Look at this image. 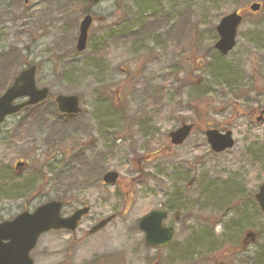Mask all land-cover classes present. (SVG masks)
Returning <instances> with one entry per match:
<instances>
[{"label": "rangeland", "instance_id": "rangeland-1", "mask_svg": "<svg viewBox=\"0 0 264 264\" xmlns=\"http://www.w3.org/2000/svg\"><path fill=\"white\" fill-rule=\"evenodd\" d=\"M253 2L264 4L3 2L0 51L12 46L22 63L0 59V95L28 63L37 64V84L51 95L9 117L0 132V184L10 189L0 194V218L50 200H62L64 214L90 207L76 232L53 230L39 239L31 252L35 264H222L241 251L246 232L264 231L255 199L264 183V119H257L264 108V7L252 14L246 9ZM233 11L246 15L235 48L223 56L215 49L216 27ZM87 12L94 22L78 52ZM143 23L156 29L138 36L132 27ZM108 35L114 38L103 39ZM223 64L233 68L230 74L219 72ZM58 94L79 96L81 113L61 116ZM183 122L195 123L194 132L173 146L169 132ZM209 128L231 130L234 146L213 151L204 134ZM18 161L28 162L19 175ZM110 171L119 173L116 184L102 180ZM160 207L169 211L164 224L173 225L176 237L153 249L138 221ZM258 239L264 243V233ZM245 249L250 255L256 244Z\"/></svg>", "mask_w": 264, "mask_h": 264}, {"label": "water", "instance_id": "water-1", "mask_svg": "<svg viewBox=\"0 0 264 264\" xmlns=\"http://www.w3.org/2000/svg\"><path fill=\"white\" fill-rule=\"evenodd\" d=\"M90 3H98L101 0H82ZM252 12L261 9V4L254 2L250 5ZM243 20V15L234 11L224 16L216 27L219 35L215 43L222 55H228L236 45L238 28ZM93 22L89 14L80 23L76 48L83 51L87 47L88 31ZM49 88H39L36 84V66L33 65L22 72L14 79L13 84L0 96V129L7 117L19 112L27 106L39 104L49 96ZM24 99V100H22ZM55 101L58 109L66 114H78L81 112L80 98L76 95H57ZM264 117V110L258 120ZM194 123L183 122L179 128L169 133L172 145L182 144L192 133ZM205 135L211 149L215 152H223L232 148L235 144L232 131L221 132L217 129H206ZM24 165L17 164V168ZM119 179L116 171L107 172L103 181L106 184H114ZM261 211L264 213V183L260 185L255 196ZM63 202L52 200L39 206L34 212L25 211L17 215L13 220L0 221V264H34L30 256L31 251L36 247L40 236L50 230L67 229L74 231L80 219L86 215L90 208L88 206L77 209L71 216L63 217L61 211ZM115 215L102 219L91 229L94 233L105 227ZM168 218V212L163 209H153L144 215L138 223L140 231L144 233L147 246L159 249L170 245L175 239V228L165 226L164 221ZM248 238L255 239V235L248 233ZM246 238L244 246L249 241ZM154 264H159L155 262Z\"/></svg>", "mask_w": 264, "mask_h": 264}, {"label": "trees", "instance_id": "trees-1", "mask_svg": "<svg viewBox=\"0 0 264 264\" xmlns=\"http://www.w3.org/2000/svg\"><path fill=\"white\" fill-rule=\"evenodd\" d=\"M262 5H263V7H264V4L262 3ZM263 9V8H262ZM138 23H140V21H138L137 22V24ZM145 23H143L142 25H140V26H135L134 28L132 27V29L135 31V28L136 29H139V31H137L136 32V35H145V34H150V33H152V32H154V30L156 29L155 28V26L153 27V28H151V25H149V24H146V25H144ZM146 26V27H145ZM114 38V35H108L106 38H103V39H105V40H112ZM100 41V40H99ZM98 41V42H99ZM100 44H102V42H100ZM105 46H107V44L105 43L104 45H102V46H100V48H97L98 50H100V49H102V48H104ZM22 51V50H21ZM221 55V54H220ZM9 58H12V61H13V65L17 62V64H18V62H19V60H20V58H21V55H20V52H18L16 49H12V47L10 48V51H8V52H3L1 55H0V59L1 60H8ZM218 60H219V58H218ZM224 65V64H223ZM221 67V66H220ZM231 66H227L226 64L223 66V69H222V67L221 68H219V72L220 73H222V72H225L227 75L228 74H230V72L232 71V69L230 68ZM230 71V72H229ZM234 72H235V74H236V70H234ZM236 88L237 89H240V85H238V86H236ZM40 105H42V103L41 104H39V105H36L37 107L38 106H40ZM36 106H34V107H27V108H25L24 110H26V109H30V108H34V109H36L37 107ZM54 106H55V104H54ZM23 110V111H24ZM55 110L58 112V109H57V105L55 106ZM109 113V112H108ZM60 115H61V113H59ZM62 116V115H61ZM42 118H45V116H43ZM25 122V121H24ZM20 123V122H19ZM25 123H27V122H25ZM21 126H22V123H20L19 125H18V128H21ZM63 126V125H62ZM56 127V126H55ZM52 134H53V136L52 137H55V133H54V131L52 132ZM155 154H157V153H155ZM0 187H2V191H0V194L2 193V194H7V195H9L8 193V191H10V189H8V188H6L5 190H4V184L3 185H1L0 184ZM4 190V191H3ZM19 193V192H18ZM30 194V193H29ZM176 198V197H175ZM260 209V208H259ZM178 213V212H177ZM256 233V235H257V241H255L254 242V244H256V249L252 252V254H247L246 252H247V250L248 249H245V248H242L241 247V251H238L237 253H234V254H232V257L231 258H229V259H227L228 261H226V260H224L223 262H222V264H264V243H260V242H258V238L260 237V235L262 234V233H264V231L263 232H255ZM244 238V237H243ZM199 242H201L200 240H199ZM239 253L241 254V255H239ZM237 257H238V259H237ZM226 262H228V263H226Z\"/></svg>", "mask_w": 264, "mask_h": 264}, {"label": "flooded vegetation", "instance_id": "flooded-vegetation-1", "mask_svg": "<svg viewBox=\"0 0 264 264\" xmlns=\"http://www.w3.org/2000/svg\"><path fill=\"white\" fill-rule=\"evenodd\" d=\"M4 1H9V0H1L0 1V6L4 5L5 3H3ZM11 1V4H13V0H10ZM26 3H27V0H25ZM4 51H0V55L3 53ZM6 52V51H5ZM17 63V62H16Z\"/></svg>", "mask_w": 264, "mask_h": 264}]
</instances>
